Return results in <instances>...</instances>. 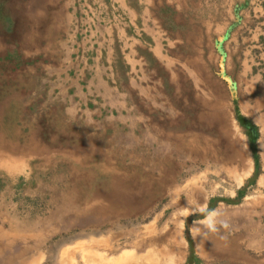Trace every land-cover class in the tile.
I'll return each instance as SVG.
<instances>
[{
	"label": "rangeland",
	"instance_id": "rangeland-1",
	"mask_svg": "<svg viewBox=\"0 0 264 264\" xmlns=\"http://www.w3.org/2000/svg\"><path fill=\"white\" fill-rule=\"evenodd\" d=\"M92 1L80 0V9L103 18ZM203 41L168 68L144 54L160 84L129 73L118 54L109 62L103 54L104 83L93 85L86 76L76 84L79 70L60 68L61 54H40L38 65L22 54L15 68L0 60L1 256L28 247L27 258L61 264L68 250L66 264H78L81 243L118 252L136 241L141 252L164 247L171 230L184 244L179 264H264V221L245 213L236 193L247 145L221 55ZM9 42L0 38V53ZM202 208L226 210L229 227L202 237L201 255L190 226L201 223Z\"/></svg>",
	"mask_w": 264,
	"mask_h": 264
},
{
	"label": "crops",
	"instance_id": "crops-1",
	"mask_svg": "<svg viewBox=\"0 0 264 264\" xmlns=\"http://www.w3.org/2000/svg\"><path fill=\"white\" fill-rule=\"evenodd\" d=\"M92 4L100 8L97 12L103 18L87 17L80 0H0V38L10 41L0 53L1 62L15 68L19 55L25 54L30 65H38L40 54L42 60L46 53L61 54L60 68L75 65L79 70L74 76L76 84L86 76L87 85H93L104 83L99 73L103 54L108 62L118 54L129 73L140 72L148 76L149 84H160L144 54L154 65L168 68L178 59L177 54L186 49L201 51L203 39L206 46L212 42L221 55V71L238 119L250 126L247 129L239 122L249 156L241 157L245 176L236 188L241 194L239 206L263 223L264 0H93ZM114 12L121 14L120 20ZM93 18V30L89 28L88 34L79 31ZM169 110L176 108L170 105ZM125 112L130 117L133 111ZM252 129L254 139L247 135Z\"/></svg>",
	"mask_w": 264,
	"mask_h": 264
},
{
	"label": "bare ground",
	"instance_id": "bare-ground-1",
	"mask_svg": "<svg viewBox=\"0 0 264 264\" xmlns=\"http://www.w3.org/2000/svg\"><path fill=\"white\" fill-rule=\"evenodd\" d=\"M0 156H2V153H1ZM5 158L6 159L3 161V162H5L4 164L6 165V167L11 169V164H12L13 161L11 160L10 157L5 156ZM74 204H75V202H74ZM219 212L221 213L220 219H222L224 216L229 214L224 209L219 211ZM57 217H58V215H57ZM201 225L202 224L199 223V222H193L191 224V226H190V230L193 233L194 237H197V239L195 240L196 245H197V250H198V252L200 250V254L202 255V253H203L202 251L203 250L201 249V243H202L203 239H202V236H199V235L204 231V226L202 227ZM67 228H68V226H67ZM198 229L200 230L199 232L197 231ZM153 233L154 232H152L150 230H148V232H147V234H149V235L150 234L152 235ZM6 235H7V233L2 231V229L0 228V238L4 237ZM126 236H127V234H126ZM168 237H169V242L164 247L159 248L158 246H155V247L149 246V248H147L146 250H143L141 252L137 251V249L135 248L136 244H137L136 241L127 242L126 248L121 249L118 252L117 251H112L110 248L109 249H103L102 251L101 250H94L93 248L86 247V245L84 246V244L81 243L80 247H76V250L80 248V257H79L80 262L78 264H179V262L181 261V258L183 257V256L180 255V252H181L180 251L181 250L180 247H182V245L184 246V244L181 241V237H179V236L177 237V235L174 234V232L171 231V230L168 231ZM157 242H158V239H157ZM90 243H93V242L91 241ZM85 244H86V242H85ZM10 246H12V244ZM219 246H220V244H219ZM60 249H61V247H60ZM28 250H29L28 247H25L23 250H20L19 252H16V256H14L13 258L10 257V256L4 257V256H1V253L3 252V247L0 244V264H39V261H40L41 257L40 256H36V254H35V255H31L30 257L27 258L26 257V253L28 252ZM109 250H110V253H109ZM59 252H60V250H59ZM71 254H72V252H71ZM60 255H61V257H60L61 264H66V262H65L66 260L65 259H66V257L68 255H70L69 251L68 250H63ZM24 256H25V258H23ZM72 257H74V256H71V258ZM69 259H70V256H69ZM71 264H72V262H71Z\"/></svg>",
	"mask_w": 264,
	"mask_h": 264
},
{
	"label": "clouds",
	"instance_id": "clouds-1",
	"mask_svg": "<svg viewBox=\"0 0 264 264\" xmlns=\"http://www.w3.org/2000/svg\"><path fill=\"white\" fill-rule=\"evenodd\" d=\"M204 211L205 215L201 221L204 226V231L199 235L202 236L203 239L205 236L211 233H218L220 228L227 229L229 227L227 220L220 219L221 213L217 209H200ZM195 211V209H193ZM200 231L199 229L197 230ZM221 239H226V237L222 236Z\"/></svg>",
	"mask_w": 264,
	"mask_h": 264
},
{
	"label": "trees",
	"instance_id": "trees-1",
	"mask_svg": "<svg viewBox=\"0 0 264 264\" xmlns=\"http://www.w3.org/2000/svg\"><path fill=\"white\" fill-rule=\"evenodd\" d=\"M239 122H240L241 125H243L245 128L250 129V126L247 125V124H245V123H243V121H242L241 119H239ZM250 131H251V132L248 133L247 135L249 136L250 139H252V138L254 139V137H255L254 129H252V130H250Z\"/></svg>",
	"mask_w": 264,
	"mask_h": 264
}]
</instances>
